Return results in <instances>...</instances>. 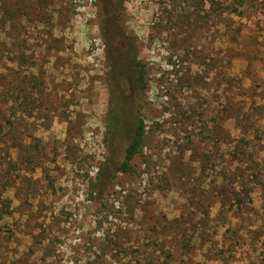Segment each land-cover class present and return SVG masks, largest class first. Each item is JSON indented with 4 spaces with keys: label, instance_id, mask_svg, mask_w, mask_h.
<instances>
[{
    "label": "rangeland",
    "instance_id": "374dc122",
    "mask_svg": "<svg viewBox=\"0 0 264 264\" xmlns=\"http://www.w3.org/2000/svg\"><path fill=\"white\" fill-rule=\"evenodd\" d=\"M0 124V264H264V0H0Z\"/></svg>",
    "mask_w": 264,
    "mask_h": 264
},
{
    "label": "trees",
    "instance_id": "16d2710c",
    "mask_svg": "<svg viewBox=\"0 0 264 264\" xmlns=\"http://www.w3.org/2000/svg\"><path fill=\"white\" fill-rule=\"evenodd\" d=\"M137 87L143 88L144 86V74L138 75L137 79ZM4 126L0 124V130H3ZM145 124L143 123V120H141L137 126V128L134 130V132L130 135L128 145L126 147V155L123 161L120 162V164L117 167V170L121 171H130L131 160L139 153V151L142 150V147L145 142Z\"/></svg>",
    "mask_w": 264,
    "mask_h": 264
},
{
    "label": "flooded vegetation",
    "instance_id": "af4514ba",
    "mask_svg": "<svg viewBox=\"0 0 264 264\" xmlns=\"http://www.w3.org/2000/svg\"><path fill=\"white\" fill-rule=\"evenodd\" d=\"M119 97H121V96H119ZM128 145V144H127Z\"/></svg>",
    "mask_w": 264,
    "mask_h": 264
}]
</instances>
